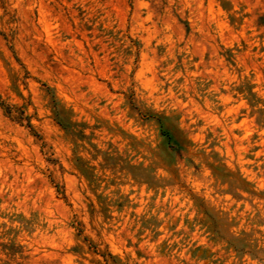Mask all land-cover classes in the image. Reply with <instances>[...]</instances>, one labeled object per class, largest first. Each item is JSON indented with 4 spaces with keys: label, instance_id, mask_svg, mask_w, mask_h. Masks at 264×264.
<instances>
[{
    "label": "rangeland",
    "instance_id": "rangeland-1",
    "mask_svg": "<svg viewBox=\"0 0 264 264\" xmlns=\"http://www.w3.org/2000/svg\"><path fill=\"white\" fill-rule=\"evenodd\" d=\"M0 264H264V0H0Z\"/></svg>",
    "mask_w": 264,
    "mask_h": 264
}]
</instances>
